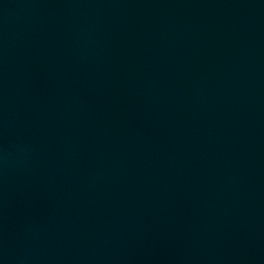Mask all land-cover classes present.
I'll list each match as a JSON object with an SVG mask.
<instances>
[{"label": "water", "instance_id": "water-1", "mask_svg": "<svg viewBox=\"0 0 264 264\" xmlns=\"http://www.w3.org/2000/svg\"><path fill=\"white\" fill-rule=\"evenodd\" d=\"M0 264H264V0H0Z\"/></svg>", "mask_w": 264, "mask_h": 264}]
</instances>
